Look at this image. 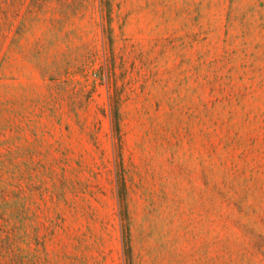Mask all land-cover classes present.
<instances>
[{
  "label": "rangeland",
  "instance_id": "rangeland-1",
  "mask_svg": "<svg viewBox=\"0 0 264 264\" xmlns=\"http://www.w3.org/2000/svg\"><path fill=\"white\" fill-rule=\"evenodd\" d=\"M0 264H264V0H0Z\"/></svg>",
  "mask_w": 264,
  "mask_h": 264
},
{
  "label": "trees",
  "instance_id": "trees-1",
  "mask_svg": "<svg viewBox=\"0 0 264 264\" xmlns=\"http://www.w3.org/2000/svg\"><path fill=\"white\" fill-rule=\"evenodd\" d=\"M118 115H119L118 112L117 111H114V125H115V132H116V134L118 132ZM121 186H122V183H121ZM127 247H128V245H127Z\"/></svg>",
  "mask_w": 264,
  "mask_h": 264
}]
</instances>
